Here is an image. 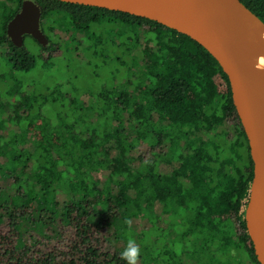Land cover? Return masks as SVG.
I'll return each instance as SVG.
<instances>
[{
  "label": "trees",
  "instance_id": "16d2710c",
  "mask_svg": "<svg viewBox=\"0 0 264 264\" xmlns=\"http://www.w3.org/2000/svg\"><path fill=\"white\" fill-rule=\"evenodd\" d=\"M24 1L0 0V264H126L129 234L138 264H260L245 222L254 163L217 60L155 21L58 0H33L48 46L17 48L7 27ZM241 1L264 22V0ZM59 54L68 93L21 82ZM89 76L100 89L79 94Z\"/></svg>",
  "mask_w": 264,
  "mask_h": 264
},
{
  "label": "water",
  "instance_id": "95a60500",
  "mask_svg": "<svg viewBox=\"0 0 264 264\" xmlns=\"http://www.w3.org/2000/svg\"><path fill=\"white\" fill-rule=\"evenodd\" d=\"M122 12L155 21L186 35L205 48L229 78L233 103L247 136L254 176L245 208V222L255 255L264 264V66L242 43L264 58V22L241 0H58ZM42 8L25 0L8 23L17 48L31 36L43 47Z\"/></svg>",
  "mask_w": 264,
  "mask_h": 264
},
{
  "label": "rangeland",
  "instance_id": "374dc122",
  "mask_svg": "<svg viewBox=\"0 0 264 264\" xmlns=\"http://www.w3.org/2000/svg\"><path fill=\"white\" fill-rule=\"evenodd\" d=\"M58 35L61 37V39L63 40L64 43V50L66 52H70L72 51V41L69 38L70 35L69 33L66 31V27L63 26L62 28L59 29L58 31ZM25 45L27 48H30L33 51H38L39 46L34 42L33 39L31 38H27L25 40ZM100 61V60H99ZM101 64V63H100ZM66 66L67 63L65 61V59L63 58V55L61 56V54H59V56L56 59V64L54 63H50L46 66L40 65L38 66V68L33 71L32 73L25 75L23 78H20L21 82L25 85H31L34 86L37 85V87H34L37 92L39 93V95L44 96L46 95V93H52V92H58L55 90L58 89H62L64 92L68 93L69 90H72L73 86H69L67 84V79H68V72L66 71ZM119 67H121L118 64ZM102 67H109L108 66H102ZM99 74H102V72H104V69L100 70L97 69L96 70ZM23 79V81H22ZM14 84L13 81L10 82L9 85ZM77 84L79 85V87H81L79 89V94L84 93V90H89V89H94L96 91H98L101 87V80L93 77V76H89V77H84L80 80L77 81ZM7 88V84L3 83L2 81H0V90L1 91H5ZM50 95V94H49ZM55 97V96H54ZM66 105H69V101L64 102ZM53 107V108H51ZM49 107L48 109V113L49 115L54 118L55 121H58V116L56 115L59 111H62V106L61 103H56V104H52V106ZM64 110H68V106L64 109ZM60 123V122H59ZM58 122H56V124H59ZM29 137L31 136V134L28 135ZM33 144L38 145L40 143L39 140H32L31 141ZM73 186V190L76 192L79 188V182L75 181L72 184ZM65 195L62 193H59L56 196V199H58V201L62 202L64 201ZM148 261V260H147ZM163 260H157L153 261V264H155L156 262H159ZM234 264H241L240 261H236ZM246 264H250L248 261H246Z\"/></svg>",
  "mask_w": 264,
  "mask_h": 264
},
{
  "label": "clouds",
  "instance_id": "9594fccd",
  "mask_svg": "<svg viewBox=\"0 0 264 264\" xmlns=\"http://www.w3.org/2000/svg\"><path fill=\"white\" fill-rule=\"evenodd\" d=\"M124 223L131 229L132 220L126 218ZM141 256L140 245L136 242L131 234H129L127 242L123 250L120 252V258L126 262V264H138Z\"/></svg>",
  "mask_w": 264,
  "mask_h": 264
},
{
  "label": "bare ground",
  "instance_id": "6f19581e",
  "mask_svg": "<svg viewBox=\"0 0 264 264\" xmlns=\"http://www.w3.org/2000/svg\"><path fill=\"white\" fill-rule=\"evenodd\" d=\"M242 43L244 46L254 55L258 58V63L262 66H264V58L259 57L258 52L251 46L249 42H247L245 39L242 38Z\"/></svg>",
  "mask_w": 264,
  "mask_h": 264
},
{
  "label": "flooded vegetation",
  "instance_id": "af4514ba",
  "mask_svg": "<svg viewBox=\"0 0 264 264\" xmlns=\"http://www.w3.org/2000/svg\"><path fill=\"white\" fill-rule=\"evenodd\" d=\"M17 13H18V12H17ZM17 13H16V14H17ZM16 14H15V15H16Z\"/></svg>",
  "mask_w": 264,
  "mask_h": 264
}]
</instances>
